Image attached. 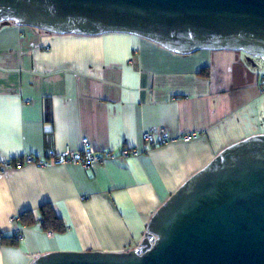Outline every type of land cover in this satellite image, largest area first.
Segmentation results:
<instances>
[{"label": "crops", "instance_id": "crops-1", "mask_svg": "<svg viewBox=\"0 0 264 264\" xmlns=\"http://www.w3.org/2000/svg\"><path fill=\"white\" fill-rule=\"evenodd\" d=\"M264 61L242 51L182 55L125 33L54 34L0 26V164L82 149L115 157L0 174V264L53 252H129L156 211L229 146L264 134ZM172 142L144 151L143 134ZM196 133L190 142L184 135ZM49 205L63 232L25 219ZM37 223V224H38ZM22 236L16 241L14 236Z\"/></svg>", "mask_w": 264, "mask_h": 264}, {"label": "water", "instance_id": "water-1", "mask_svg": "<svg viewBox=\"0 0 264 264\" xmlns=\"http://www.w3.org/2000/svg\"><path fill=\"white\" fill-rule=\"evenodd\" d=\"M4 22L264 61V0H0ZM31 264H264V134L229 146L189 178L152 216L139 248L53 252Z\"/></svg>", "mask_w": 264, "mask_h": 264}, {"label": "built area", "instance_id": "built-area-1", "mask_svg": "<svg viewBox=\"0 0 264 264\" xmlns=\"http://www.w3.org/2000/svg\"><path fill=\"white\" fill-rule=\"evenodd\" d=\"M264 86V82H262ZM144 142V151L147 152L153 148L166 145L173 141L167 131L159 128L152 129L142 136ZM197 138L196 133L184 135L181 140L190 142ZM141 152L134 148L123 149L120 154L115 155L112 152H97L92 149L86 139L83 140L82 149L80 151L73 152L66 150L62 153H52L48 159H40L33 155H25L14 161H6L0 164V174L5 173L7 170H21L27 166L38 167H52V166H66L76 165L85 169L91 168L94 164L104 163L108 159L119 157H129L139 155ZM41 227V223L36 224ZM51 235L53 232H48ZM22 236L18 233L17 239H21Z\"/></svg>", "mask_w": 264, "mask_h": 264}, {"label": "trees", "instance_id": "trees-1", "mask_svg": "<svg viewBox=\"0 0 264 264\" xmlns=\"http://www.w3.org/2000/svg\"><path fill=\"white\" fill-rule=\"evenodd\" d=\"M10 22H4L1 25L8 24ZM0 25V26H1ZM45 32V31H44ZM26 214L31 215L29 219H25V223L28 225H36L39 221L35 219V214L32 212L24 213L22 217L26 218ZM40 214L42 217L41 228L46 232H63L65 231V226L62 220L54 213L52 208L49 205H44L40 209ZM14 239L18 241L17 237L14 236Z\"/></svg>", "mask_w": 264, "mask_h": 264}, {"label": "rangeland", "instance_id": "rangeland-1", "mask_svg": "<svg viewBox=\"0 0 264 264\" xmlns=\"http://www.w3.org/2000/svg\"><path fill=\"white\" fill-rule=\"evenodd\" d=\"M253 59H255L256 61H262L263 62V60L260 58H253Z\"/></svg>", "mask_w": 264, "mask_h": 264}]
</instances>
